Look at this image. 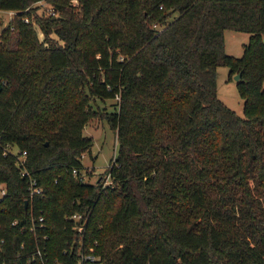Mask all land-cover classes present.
<instances>
[{"label":"trees","instance_id":"1","mask_svg":"<svg viewBox=\"0 0 264 264\" xmlns=\"http://www.w3.org/2000/svg\"><path fill=\"white\" fill-rule=\"evenodd\" d=\"M39 1L0 0V264H264V0ZM226 29L248 33L240 56ZM96 117L117 153L81 181Z\"/></svg>","mask_w":264,"mask_h":264},{"label":"rangeland","instance_id":"2","mask_svg":"<svg viewBox=\"0 0 264 264\" xmlns=\"http://www.w3.org/2000/svg\"><path fill=\"white\" fill-rule=\"evenodd\" d=\"M38 5L36 9L38 14H54L55 8L50 0H40L33 5ZM14 13L7 10H0V33L2 28L9 23ZM248 33L242 31H234L230 29L224 30L225 51L227 54L233 56H240L242 54V45L247 42ZM217 69V96L230 109H232L239 116H243V99L239 96L236 89V80L234 74L229 77V69L225 65H218ZM262 86L264 87V77L262 78ZM96 107L102 109H112L115 99H107L104 101H97ZM95 107V105H93ZM83 134L92 138L90 148L82 154L81 164L82 171L88 172L89 180L95 181L96 178L101 177V173L110 164L111 160L117 153V139L114 130L104 118H93L83 128ZM12 150L17 152V147ZM97 178V179H98ZM109 178L105 179L109 183Z\"/></svg>","mask_w":264,"mask_h":264},{"label":"built area","instance_id":"3","mask_svg":"<svg viewBox=\"0 0 264 264\" xmlns=\"http://www.w3.org/2000/svg\"><path fill=\"white\" fill-rule=\"evenodd\" d=\"M72 3H76L77 0H71ZM9 12H12V13H15V11L13 10H8ZM24 21H27V17H24L23 18ZM23 154H25V152H22V154L19 155L18 159H21L23 157ZM71 172L72 174H74L75 176H77V178L81 181H85V180H88L89 179V176H88V172L86 171H82L80 170V172L78 171L77 168L75 167H72L71 168ZM23 175H28V172L25 171V170H22L21 172ZM27 186H28V190H29V193L31 195H34V194H39L42 192V188L41 186H39L37 184V181L34 177L32 176H28V180H27ZM5 193V188L2 186V184H0V195L4 194ZM81 217V214L80 213H73L69 216H65V218H68V219H79ZM34 222H36L37 225L39 226H44V217L43 215H38L37 218H35L33 220ZM78 230H82V226H78L77 228ZM36 254H41V249H37L35 251ZM82 259H90V260H93L95 259L94 255H91V254H86L84 255L83 253L81 254V257Z\"/></svg>","mask_w":264,"mask_h":264},{"label":"water","instance_id":"4","mask_svg":"<svg viewBox=\"0 0 264 264\" xmlns=\"http://www.w3.org/2000/svg\"><path fill=\"white\" fill-rule=\"evenodd\" d=\"M234 78H235V80H237L239 78V74L238 73L234 74ZM1 88H2V83L0 82V90H1ZM98 180H99V178L97 179V181Z\"/></svg>","mask_w":264,"mask_h":264}]
</instances>
